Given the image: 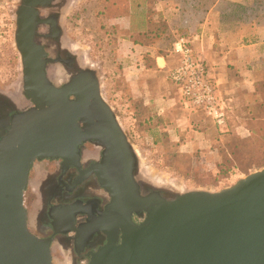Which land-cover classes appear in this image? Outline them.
I'll return each mask as SVG.
<instances>
[{
	"label": "water",
	"instance_id": "obj_1",
	"mask_svg": "<svg viewBox=\"0 0 264 264\" xmlns=\"http://www.w3.org/2000/svg\"><path fill=\"white\" fill-rule=\"evenodd\" d=\"M16 40L22 52L18 35ZM28 81L29 97L41 110L16 116L10 127L7 121L0 140V264H53L51 241L39 238L28 224L24 200L33 163L67 160L91 137L78 122L86 120L91 99L111 109L92 69L62 87L45 72ZM124 138V182L113 189L123 235L119 244L111 241L94 254L90 264H264V168L219 192L150 191L135 176L139 162L135 171L133 159L138 157ZM141 212L145 218L134 223L131 215Z\"/></svg>",
	"mask_w": 264,
	"mask_h": 264
},
{
	"label": "flooded vegetation",
	"instance_id": "obj_2",
	"mask_svg": "<svg viewBox=\"0 0 264 264\" xmlns=\"http://www.w3.org/2000/svg\"><path fill=\"white\" fill-rule=\"evenodd\" d=\"M76 1L20 0L16 37L22 48L23 80L15 98L9 99L10 94L9 98L0 96L2 106L8 100L12 103L0 114V140L7 121L10 127L16 116L41 110L34 98L29 97L32 85L28 78H37L45 72L51 83L62 87L80 71L87 70L79 65L76 54L79 48L72 43L65 25V11ZM38 88L46 90L41 82ZM69 99L77 98L70 95ZM84 114L86 120L78 122L81 130L91 137L78 144L69 159H38L30 172L29 229L39 238L51 241L53 264H90L94 254L111 241L119 244L123 235L118 227L122 215L115 211L113 189L124 182L122 156L127 152L124 137L130 143L129 136L112 108L100 107L91 99ZM137 161L134 157L135 171ZM145 216L146 213H133L131 219L139 224Z\"/></svg>",
	"mask_w": 264,
	"mask_h": 264
},
{
	"label": "crops",
	"instance_id": "obj_3",
	"mask_svg": "<svg viewBox=\"0 0 264 264\" xmlns=\"http://www.w3.org/2000/svg\"><path fill=\"white\" fill-rule=\"evenodd\" d=\"M224 1L243 3L218 0L205 13L195 0H139L133 11L150 12V24L162 21L165 27L161 31L155 28L144 39L140 30L139 41L136 35L123 34L119 45V60L129 70L128 87L141 105V115L153 123L157 139L174 141L184 155L219 154L220 142L242 140L253 129L252 109L258 107L253 103L255 93L264 84V26L224 23ZM180 38L187 39L207 69L227 116L225 128L202 111L188 108L170 82V72L179 62L175 45Z\"/></svg>",
	"mask_w": 264,
	"mask_h": 264
},
{
	"label": "rangeland",
	"instance_id": "obj_4",
	"mask_svg": "<svg viewBox=\"0 0 264 264\" xmlns=\"http://www.w3.org/2000/svg\"><path fill=\"white\" fill-rule=\"evenodd\" d=\"M128 1H131V6L134 4V0ZM112 3L113 0H77L65 11V25L68 33L72 35V43L79 48L76 50L79 65L95 71L103 98L129 136L138 157L139 181L146 184V187L149 186L150 191H165L172 195L196 190L219 192L235 185L247 175L263 169L264 167L252 166L249 169L236 168L225 171L220 153L209 156L199 154L182 159L178 156L174 141L165 137L155 138L150 124L139 122L135 116L138 103L128 87L129 70H125L118 55L125 21L110 18L118 11L117 8H114L115 12L111 10ZM223 3L221 2V5ZM19 4L20 0H0V92L6 93L0 96L6 98L10 94L11 99L15 98L23 80L21 52L16 40ZM132 8L134 9V5ZM133 63L129 66H134L135 62ZM233 142L230 139L220 142V147L224 146L222 152L229 153V144ZM231 158L241 164L243 155H231ZM179 160H186L182 166L188 169V173H183L173 166V162ZM260 161H264V156L260 157ZM30 191H27L25 197L27 209L30 207V201L27 199Z\"/></svg>",
	"mask_w": 264,
	"mask_h": 264
},
{
	"label": "trees",
	"instance_id": "obj_5",
	"mask_svg": "<svg viewBox=\"0 0 264 264\" xmlns=\"http://www.w3.org/2000/svg\"><path fill=\"white\" fill-rule=\"evenodd\" d=\"M145 3H149L153 0H144ZM167 1V0H165ZM169 1V0H168ZM172 1V0H170ZM198 3L201 12H208L217 2L218 0H195ZM139 3V0H134V3ZM134 5V4H133ZM132 5V6H133ZM112 11L114 8H117V13L110 16L111 19L125 21V29L121 32L123 34H129L131 38L136 37V41H139L138 33L140 30L143 32L139 33L146 38L148 37V33L155 32V28L159 31L163 30L165 27V23L162 21L156 22L154 25L150 24L148 20L150 18V12H140L135 13L131 6V1L128 0H113L112 3ZM221 18L224 23L228 24H238V25H253V26H264V0H243V3H234L230 1H224L221 8ZM127 19V20H125ZM130 21V26L128 24ZM124 28V27H123ZM137 30V31H136ZM137 33V34H136ZM136 35V36H135ZM186 37V36H181ZM125 36L123 35V39ZM121 39V42L122 40ZM255 100L253 103L258 105L252 109V120H253V129L250 132V135L247 138H244L239 141H235L229 144L231 146V150L229 153L219 152L223 157L225 171H229L231 169H249L252 166L264 167V161H260V157L264 156V84H261L257 88V92L255 93ZM141 105L136 106L137 114L136 118L140 123H149L150 119L141 115ZM150 128L154 131L153 123H149ZM226 127V126H225ZM222 127V128H225ZM156 138V134L152 133ZM166 138V137H165ZM230 143V142H229ZM243 155V160L241 164H237L231 155ZM182 159L183 157L189 156L184 155L179 152V155ZM199 154L189 157H196ZM186 163V160L174 161L173 166L179 169L183 173H188V169H185L182 164ZM222 166V165H221ZM223 170V171H224Z\"/></svg>",
	"mask_w": 264,
	"mask_h": 264
},
{
	"label": "built area",
	"instance_id": "obj_6",
	"mask_svg": "<svg viewBox=\"0 0 264 264\" xmlns=\"http://www.w3.org/2000/svg\"><path fill=\"white\" fill-rule=\"evenodd\" d=\"M175 52L179 56V62L171 70L169 79L180 93L184 104L193 111H202L218 127H225L227 116L216 87L186 38L177 41Z\"/></svg>",
	"mask_w": 264,
	"mask_h": 264
},
{
	"label": "bare ground",
	"instance_id": "obj_7",
	"mask_svg": "<svg viewBox=\"0 0 264 264\" xmlns=\"http://www.w3.org/2000/svg\"><path fill=\"white\" fill-rule=\"evenodd\" d=\"M11 97V96H10ZM6 98H9V97H6ZM11 99V98H10ZM18 98H16L15 100H17ZM1 101H3V99H0ZM10 101L8 100L7 101V104H5V106L3 105H1V103H0V114H2V112H5L7 109H9V105L11 106V104L12 103H9ZM14 102V101H13ZM21 102V101H20ZM14 104V103H13ZM17 104V103H16ZM14 106V105H13ZM7 108V109H6ZM3 117V116H2ZM144 186L143 187H146L145 185L146 184H143ZM31 214H32V212H31ZM57 262V261H56ZM58 264H60L59 262H57ZM67 264H69V263H67Z\"/></svg>",
	"mask_w": 264,
	"mask_h": 264
}]
</instances>
